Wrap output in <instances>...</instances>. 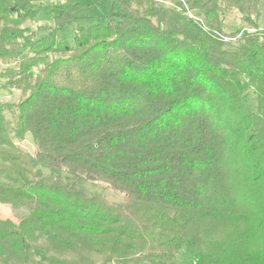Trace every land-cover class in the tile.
I'll use <instances>...</instances> for the list:
<instances>
[{
    "label": "trees",
    "instance_id": "trees-1",
    "mask_svg": "<svg viewBox=\"0 0 264 264\" xmlns=\"http://www.w3.org/2000/svg\"><path fill=\"white\" fill-rule=\"evenodd\" d=\"M41 1L0 0V80L20 92L0 103V204L21 211L0 219V264H264V36L222 32L264 0H110L87 26L52 4L38 38Z\"/></svg>",
    "mask_w": 264,
    "mask_h": 264
},
{
    "label": "rangeland",
    "instance_id": "rangeland-1",
    "mask_svg": "<svg viewBox=\"0 0 264 264\" xmlns=\"http://www.w3.org/2000/svg\"><path fill=\"white\" fill-rule=\"evenodd\" d=\"M154 1L166 8H178L177 6H180L178 5V2H180L182 4L181 6H185V9L187 10V5L184 3L186 0ZM64 2H69L71 4H80L82 6L81 11L76 14V17L81 20L83 26H87L89 23H99L104 25L112 14L110 8V0H103L101 3H96L94 0H43L37 4L39 15L33 21H27L23 27L37 32L38 38H42L43 36L48 35L50 33L49 27H52V24L46 20V16L44 11L42 10V7H46L52 4H60ZM240 17L241 16L239 13L233 11L222 18V32L225 36L223 40L224 42L229 43V49L237 48V43L234 42V38H230L231 34L235 31H247L248 33L260 32L264 36V3L259 6V16L256 18L255 16H253L251 18V25L245 23ZM193 18L195 20L202 19V17ZM71 27L72 25L68 24L64 31V36L70 43L72 42L73 38ZM254 27L257 28L255 29ZM239 50L244 51L245 47L241 46ZM2 83L3 80H0V103L17 104L20 100V92L4 88L2 86ZM247 99L250 104L255 106V98L251 94V92H248ZM5 118L11 121L14 118V113L6 112ZM16 145H18L19 148L28 155H33L35 146L29 134L25 136V139L22 142L16 143ZM36 172L44 175L54 171L48 170L46 168H36ZM62 176L65 177V175L63 174ZM79 190L84 192L88 197H102L109 204L118 205L123 203V194L110 189L104 183L83 182L79 184ZM20 218L21 211L15 210L7 205L0 204V219H9L15 224H17ZM40 256H42V254H40Z\"/></svg>",
    "mask_w": 264,
    "mask_h": 264
},
{
    "label": "built area",
    "instance_id": "built-area-1",
    "mask_svg": "<svg viewBox=\"0 0 264 264\" xmlns=\"http://www.w3.org/2000/svg\"><path fill=\"white\" fill-rule=\"evenodd\" d=\"M188 16H189L190 18H193V16H192L190 13H188Z\"/></svg>",
    "mask_w": 264,
    "mask_h": 264
}]
</instances>
